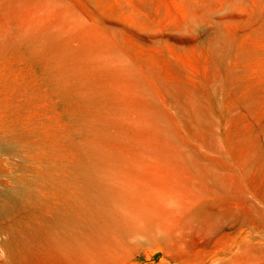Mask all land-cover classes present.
<instances>
[{"label":"rangeland","instance_id":"374dc122","mask_svg":"<svg viewBox=\"0 0 264 264\" xmlns=\"http://www.w3.org/2000/svg\"><path fill=\"white\" fill-rule=\"evenodd\" d=\"M15 1L0 0V264H264V0ZM30 19L133 85L154 223L125 228L90 185L70 107L14 40Z\"/></svg>","mask_w":264,"mask_h":264},{"label":"bare ground","instance_id":"6f19581e","mask_svg":"<svg viewBox=\"0 0 264 264\" xmlns=\"http://www.w3.org/2000/svg\"><path fill=\"white\" fill-rule=\"evenodd\" d=\"M142 1L149 5L151 0ZM53 24L25 20L14 40L70 107L64 114L76 145L83 153V167L90 185L102 190L104 202L115 211L125 228L137 227L140 219L154 223L155 220L150 219L154 217L152 211L138 209L139 191L134 186V176L143 157L137 151L131 153L129 145L142 151L140 142H129L130 133L137 129L132 117L137 98L129 88L133 85H126L124 76L107 70L98 47L75 45L70 36H62L61 27ZM97 61L101 66L95 65ZM168 132L175 137L173 130ZM146 215L148 218L144 217ZM63 242L55 239L57 253L66 258L74 256L77 250L74 242L67 241L62 246Z\"/></svg>","mask_w":264,"mask_h":264}]
</instances>
